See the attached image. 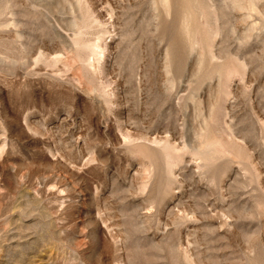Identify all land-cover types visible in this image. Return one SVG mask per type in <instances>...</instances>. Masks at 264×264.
<instances>
[{"label": "rangeland", "instance_id": "rangeland-1", "mask_svg": "<svg viewBox=\"0 0 264 264\" xmlns=\"http://www.w3.org/2000/svg\"><path fill=\"white\" fill-rule=\"evenodd\" d=\"M79 1L0 0V264H264V0Z\"/></svg>", "mask_w": 264, "mask_h": 264}, {"label": "bare ground", "instance_id": "bare-ground-1", "mask_svg": "<svg viewBox=\"0 0 264 264\" xmlns=\"http://www.w3.org/2000/svg\"><path fill=\"white\" fill-rule=\"evenodd\" d=\"M81 1V0H80ZM79 1V2H80ZM165 2L166 0H162V2ZM194 1V0H193ZM167 2H170L169 0L167 1ZM82 4V3H81ZM80 4V5H81ZM190 4V3H189ZM168 5V4H167ZM191 5H192V3H191ZM82 6H83V4H82ZM86 8H87V6H86ZM85 8V9H86ZM193 8V7H192ZM84 9V8H83ZM88 9V8H87ZM88 11H89V9H88ZM83 12H84V10H83ZM86 13V12H85ZM84 13V14H85ZM91 13V12H90ZM87 14V13H86ZM85 14V15H86ZM187 15H185V20H183L184 21V25H185V28L187 29V28H189L188 26H189V24L191 23L190 22V20H191V18H190V15H188V13H186ZM201 14V13H200ZM89 15V14H88ZM184 15V14H183ZM91 16H92V14L91 15H89V17H87V18H85V17H83L82 18V20L83 21H81L80 23L79 22H77V21H74V23H73V25L75 26V29H76V31H75V35H74V37H88V35L91 33L90 32V28H92L93 27V25H94V22H95V20H94V18L92 19L91 18ZM209 16V15H208ZM182 18H183V16H182ZM195 18V17H194ZM184 19V18H183ZM184 25H182V26H184ZM184 29V28H183ZM106 30V29H105ZM105 30H103V29H101L99 32H98V36H96V37H103V34H105L106 33V31ZM186 31H188V30H186ZM186 31H184V32H186ZM108 32V31H107ZM198 32V31H197ZM187 34V33H186ZM189 35V34H188ZM85 40V39H84ZM101 41V40H100ZM196 41V39L194 40V42ZM210 41V40H209ZM86 42V41H85ZM88 42V41H87ZM198 43V42H197ZM194 44V43H193ZM103 45V44H102ZM210 45V44H209ZM192 46H195V45H192ZM196 47V46H195ZM86 48H87V50H88V52H87V55H88V59H87V62L90 64V65H94V62L93 63H91V61H90V57H94L95 59H97V60H99L100 58H102L101 56H102V54L104 53V47L101 49V45L100 44H98V43H93V44H91V45H89L88 43H86ZM210 52L211 51H209L208 53L210 54ZM105 55V54H104ZM211 56H212V54H211ZM212 58V57H211ZM95 59H94V61H95ZM38 60H43L42 59V57H40V58H38ZM93 60V59H92ZM213 60V59H212ZM57 61V60H56ZM99 63V62H98ZM217 64V63H216ZM217 72H218V70H216ZM215 70H214V72H216ZM221 71V70H220ZM218 72V73H221V72ZM228 71H229V69H228ZM227 71V72H228ZM212 73L211 74H213V71H211ZM216 72V73H217ZM217 73V74H218ZM230 73V72H229ZM216 74V75H217ZM215 75V76H216ZM219 77H222V75H220ZM206 79V78H205ZM204 79V80H205ZM221 80V79H220ZM194 97H195V95H193ZM218 105V104H217ZM212 117V116H211ZM210 124V123H209ZM214 125H216V123L214 124ZM216 128V127H215ZM207 132V131H206ZM212 132V131H211ZM217 133V132H216ZM215 133V134H216ZM209 136H210V134H209ZM212 137V136H211ZM219 137V136H218ZM171 144V143H170ZM169 144V142L167 141L166 143H165V141H164V144H162L161 146H159V148H154L153 147V149H155V151H154V154H156V155H154V157L155 156H158V158H163V159H161V161H162V163H163V160L165 161V163H166V165L162 168V169H160L161 170V175H160V181H161V184H160V181L158 182L159 183V187H161V189H160V195H161V198H162V201H164V198L166 197V195L169 193L170 194V192H171V190H172V184L173 183H175L176 181H174V178H173V175L175 174V169L180 165V163L182 162V157L180 156V155H178V153L176 152V150H175V148H174V146H171ZM222 144L220 143V142H218V141H216V140H208V142H206V145L204 146V147H202V148H197V149H195L194 148V150H193V153L199 158V159H201L204 163H203V166H205V167H213V165L215 164L214 162L216 161V158H219V157H221L223 154H222V152L220 151V146H221ZM134 147V146H133ZM198 147H201V146H198ZM177 149H179L180 150V148L178 147ZM225 148H223V150H224ZM185 150V149H184ZM184 150H183V152H184ZM181 151V150H180ZM182 152V153H183ZM220 153V154H217V153ZM227 152V151H226ZM181 153V154H182ZM184 154V153H183ZM182 154V155H183ZM160 156V157H159ZM156 181V180H155ZM157 182V181H156ZM156 182H155V184H156ZM154 184V185H155ZM154 187V186H153ZM155 187H157L156 185H155ZM154 187V188H155ZM153 189V188H152ZM156 189V188H155ZM154 189V190H155ZM161 201V202H162ZM129 255V254H128ZM128 255H125V257H124V259H123V261H122V263L121 264H134L133 263V260L128 256Z\"/></svg>", "mask_w": 264, "mask_h": 264}]
</instances>
